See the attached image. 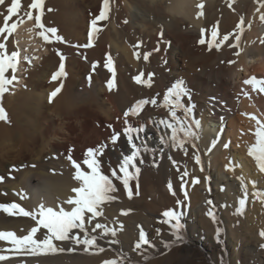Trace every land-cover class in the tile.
Listing matches in <instances>:
<instances>
[{"label":"bare ground","instance_id":"6f19581e","mask_svg":"<svg viewBox=\"0 0 264 264\" xmlns=\"http://www.w3.org/2000/svg\"><path fill=\"white\" fill-rule=\"evenodd\" d=\"M28 1L31 3V0H22L21 13L29 10ZM261 2L110 0L109 17L98 21L100 31L94 34L92 46L88 47L91 21L99 15L102 0H45L43 23L56 28L57 35L66 43L46 44L36 35L38 30L28 31L33 29V21L26 20L19 25L6 44L9 54L16 50L21 55L19 83L12 85L19 89H10L0 98V107L8 116L7 122L0 121V173L4 171V163L40 164L36 169H25L13 180L0 181V205L16 203L33 212L40 204L54 209L59 204L67 209L63 202L74 196L72 189L79 186L68 157L82 164L89 148L100 149L103 145L102 170L110 175V170L117 168L120 159L131 151L124 135L123 113L141 98H156L162 103L166 90L177 79H183L192 93L193 115L202 126L198 147L189 146L185 155L162 146L160 136L165 130L151 121L158 123L167 118V111L145 106L139 118H130L133 127L143 125L146 129L140 134L144 163L137 162L141 171L130 187L133 190L134 183L137 185L141 178L154 173L162 177L168 188L154 183L150 190H145L149 194L147 201L145 192L136 194L133 190L129 197L122 184L114 181L117 185V191L111 194L114 198L101 205L98 217L105 222L124 220L118 214L123 207L144 203L150 214L163 213L162 210L182 211L181 222L199 217L204 226H210L220 218L230 225L234 212V219L238 218L255 233L264 224V203L252 193L264 192V173L247 152L255 143L253 133L257 125L252 117L264 121V92L259 91V85L254 90L244 81L252 78L264 81ZM201 3L203 9L198 7ZM200 12L203 15L198 17ZM0 13L7 15L4 6L0 7ZM4 15H0V26ZM242 18L245 23L237 29ZM16 19L13 17L9 24ZM201 30H204L203 36ZM237 33L241 37L239 41L235 40ZM224 35L229 36L228 41L223 40ZM201 38L206 41L204 45L198 42ZM58 52L65 57L66 76L52 82L51 76L58 71L60 63ZM145 53H150L148 61L143 59ZM109 56L115 76L105 67ZM21 70H24L22 75ZM140 73H144L145 80L149 73L154 74L151 88L135 82L134 77ZM110 80L115 84L111 91L107 87ZM61 83L62 91L50 103V93ZM114 133L119 136L116 143L111 140ZM213 143L215 148L211 147ZM224 144L228 147L224 148ZM194 154L200 155L203 171L195 163ZM185 171L188 175L174 187L175 174ZM240 176L244 177L248 189L243 208L239 204L244 198ZM167 190L175 197L180 195L178 207L166 194ZM211 204H217L215 207L220 209L214 215L215 220L205 216ZM33 222L16 212L11 216L0 212V232L11 231L22 237L29 227L35 226ZM99 233L100 230L90 232L91 235ZM108 236L111 235L98 240L99 247L105 249L103 252L90 248L86 253L83 245H68L65 251L72 254L71 264H104L106 260L120 261V257L134 259L130 247L111 243L113 237ZM134 241V245L139 242V236ZM69 248L74 251L69 252ZM23 253L27 254L16 252L8 241L0 240V254L9 256L0 264H16ZM247 259L241 257V264H247Z\"/></svg>","mask_w":264,"mask_h":264},{"label":"snow or ice","instance_id":"6c2138e0","mask_svg":"<svg viewBox=\"0 0 264 264\" xmlns=\"http://www.w3.org/2000/svg\"><path fill=\"white\" fill-rule=\"evenodd\" d=\"M44 5L45 0H31L29 10L21 13V0H10V4L6 3V0H0V6H4L7 13V15L0 13V15H4L3 26H0V37L3 38V40L0 41V98L8 92L11 85L19 83L17 72L19 71L21 59L20 52L13 50L9 54L6 46L9 37L17 30L19 25L25 23L26 20L33 21L34 27L28 31L31 32L34 29L38 30L36 31V35L41 37L46 44L57 42L66 43L61 36L57 35L58 30L56 28L46 27L43 23L42 16ZM198 7L203 9L204 5L201 3ZM260 8H264V0L260 3ZM260 8H258L257 11H259ZM48 11L52 10L48 9ZM109 11L110 0H102V8L99 15L91 21V31L88 33V44L86 46H92L94 34L100 31L97 27V23L98 21L107 20L109 17ZM34 12L35 15L33 14ZM202 15L203 12L198 13V17ZM13 17H17V19L9 24V21H11ZM260 19L264 21V15H261ZM125 23H127V21H125ZM244 23L245 21L242 18L240 23L236 26L237 29H241ZM203 33L204 30H201L202 36ZM212 35L214 37L217 35L215 29L213 30ZM240 38L239 33H237L235 35V40L239 41ZM223 40L228 41L229 36L224 35ZM198 42L201 45L206 43L203 38ZM137 47H139V45H137ZM209 47L211 48V45ZM57 54L59 55L60 63L58 71L54 72L51 76L52 82L66 76L64 63L65 57L60 55L59 52ZM149 55L150 53L144 54V61H148ZM137 58H139L138 54ZM24 59L28 58L25 57ZM95 67L96 65H93V70H95ZM105 67L109 72L113 73V76H115L113 61L110 56ZM153 76V73H149L145 80L144 73H140L134 77V80L137 84L151 88ZM244 83L252 85L254 90L257 88V85H259V91L264 92V81H258L255 78H252L244 81ZM107 87L109 91H111L115 87V84L110 80ZM62 88L63 84L61 83L60 86L56 87L55 90L50 93V103L62 91ZM191 98L192 93L186 86V82L183 79H177L164 93L162 103H158L156 98H141L136 100L134 104L123 113L125 124L124 135L127 137L131 151L130 154L124 155L120 159L117 168L111 169L110 175L105 174L102 170L103 145L100 149L89 148L82 164L69 156L68 159L74 169L73 178L79 183V186L72 189L74 196L69 197L63 202L68 208L66 209L64 206L58 204L57 208L54 209L52 207H46L44 204H40L38 209L33 212L25 210L16 203L6 206L0 205V208H2L9 216L13 215V210H16L19 215L23 217H31V219L35 221V226L32 227L30 232L26 235L18 237L11 231L0 232V240L8 241L16 252L26 251L33 256L64 252V247L58 246L55 242H69L73 245H83L84 252L86 253L89 252L90 248H97L99 252L105 251L104 248L99 247L98 240L103 239V237L108 234L109 230L104 225L96 223L92 228V231L95 232L96 229H104V231L98 235H90L89 231L85 228V222L86 220L91 222L93 219L101 215L99 211L101 205L114 198L111 195L117 191V185L114 181H119L120 184H122L129 197L133 195L130 182L138 180V175L141 169L137 162L140 164L144 163L142 156L144 144L140 134L146 129L143 125L140 127H133L130 123V118H139L141 113L145 110V106L148 105L166 109L167 118L161 119L158 123L157 121H151L153 124H156L157 127H162L165 130L160 136V144L174 150L182 151L187 155L189 146L193 149L198 147L197 142L200 139V132L202 130L200 120L196 119L193 115L195 105L190 103ZM186 100L188 103H186ZM252 119L255 120L257 125L255 132L253 133L255 136V143L248 148L247 154L255 160L259 171L264 173V121L258 120L255 117H252ZM0 121H8L7 113L3 107H0ZM118 139L119 136L115 133L111 137L112 143H116ZM136 140L141 141V143H136ZM215 146V143H213L211 147L215 148ZM223 147L227 148L228 144H224ZM161 151H163V147ZM193 159L196 164L201 165V170L203 171L200 155L194 154ZM173 163L175 164V162ZM229 170H232L231 166L229 167ZM187 175L188 173L186 171L183 172L181 179L183 180ZM238 179L244 190V198L239 201L240 206L243 208L246 204L248 189L244 185V177L240 176ZM194 182L198 183L199 181ZM171 187V184H169L170 190ZM252 187H256L255 181L252 182ZM252 196L260 199L261 202L264 203V192L255 191L252 193ZM209 203H211V201H209ZM162 215L167 218L164 223L171 224L172 235L175 237L176 241L183 242V225L181 223L182 213L167 210L164 211ZM208 215L215 220V216L211 211H209ZM75 229H79L80 233L83 235L76 233L74 231ZM41 230H46L42 232V238L37 236V233L41 232ZM111 235H116L115 230L111 231ZM261 235L264 236V232H262ZM217 236H219V229H217ZM110 242L118 243V241ZM142 245H148L149 247L152 246L145 238V233L143 231L139 234V242L135 244V249H141ZM165 247H169V245L166 243ZM68 251H74V248H69ZM8 259L9 256L0 254V261H6ZM104 264H124V262L123 260L117 261L113 259L104 261Z\"/></svg>","mask_w":264,"mask_h":264},{"label":"rangeland","instance_id":"374dc122","mask_svg":"<svg viewBox=\"0 0 264 264\" xmlns=\"http://www.w3.org/2000/svg\"><path fill=\"white\" fill-rule=\"evenodd\" d=\"M6 1L7 3H10L9 0ZM29 2L30 1H28V4H30ZM21 72L20 73L22 75L24 70H21ZM20 79L22 80L23 78ZM15 88H17V90L19 89L18 86L11 85L9 90ZM6 93L4 95H6ZM24 162L25 163H4V171L3 173H0V178H2L0 181L8 179L13 180L14 177H17L16 175H19V173L23 172L25 169H34V167L36 169L38 164H40V162L34 164L27 161ZM180 174L181 173H177L174 176V187L178 183L180 184L182 182ZM156 182H159L160 188H163V186L164 188H168L166 183L162 181V177L160 175L151 173L150 175L141 178L137 185L134 183L133 190L136 194H139L140 192V194H143L145 190H150V187L154 186L153 184ZM167 192L166 194H169V198L171 197L172 201L174 203L176 202L175 205L178 207L180 195L178 198L173 196L171 191L169 192L167 190ZM147 193L145 192V198L149 201V194ZM10 204L12 203H7L4 206ZM215 206H217V204L209 205L207 207L208 209H206L205 216L208 215L209 211H211L213 215H216L220 209ZM122 209V211L120 210V213L118 214L120 218H124V220L120 218V220H118L116 218L113 221L105 222L97 217L91 222H85V228L90 233L93 232L92 228L94 225L96 223H100L109 230L107 235H111V231L115 230L116 235L108 237H113L111 239L114 241H118L120 239L118 244L130 247L131 251L134 253H132L134 259L129 261L120 257V259H124V264H241V257L248 258L246 260L247 264H264V236L261 235V233L264 232V224L257 227L259 229L256 228L257 231H255V233H252L244 226V224H242L241 220L238 218L234 219V216L236 215L234 212L231 213L233 221L230 225H228L226 221L222 220V218L217 219L216 224H210L211 227L208 225L204 226L199 217L192 221H182V234L184 241L179 242L176 241L175 237L172 235L171 224L164 223L167 218L162 215L163 213L159 212V214L156 213L155 215L150 214L147 211L148 209L146 208V204L144 203L139 205L138 203H134L127 206V208L123 207ZM0 212H4L3 209L0 208ZM14 212H16V210H13V213ZM162 212H164V210H162ZM180 213H182V211H180ZM222 214L223 212H221V215ZM33 223V225H35V221ZM145 227H147V230H144L146 234L145 238L152 246L149 247L148 245H144L141 249H135L134 239L136 236H139L138 234ZM217 229H219V236H217ZM27 230H29L27 233L30 232V227ZM75 230L74 231L76 233L78 232V234L83 235L80 233L79 229ZM96 230L98 232L99 230L100 232L104 231V229ZM96 230L93 233H96ZM43 231L46 230H41V232L37 233V236L42 238ZM55 243H57L60 247H64V249L71 244L69 242ZM166 243L169 247H165ZM71 255V253L69 255L66 254V251L39 256H33L27 252V254L23 253L18 256V260L20 261L16 264H71V262H74ZM137 256L139 258L135 259Z\"/></svg>","mask_w":264,"mask_h":264}]
</instances>
